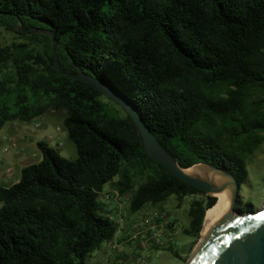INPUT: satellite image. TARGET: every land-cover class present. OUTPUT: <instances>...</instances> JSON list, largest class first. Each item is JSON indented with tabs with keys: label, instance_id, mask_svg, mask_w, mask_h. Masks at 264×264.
Wrapping results in <instances>:
<instances>
[{
	"label": "trees",
	"instance_id": "obj_1",
	"mask_svg": "<svg viewBox=\"0 0 264 264\" xmlns=\"http://www.w3.org/2000/svg\"><path fill=\"white\" fill-rule=\"evenodd\" d=\"M21 23L54 31L63 69L113 86L180 166L210 163L247 188L264 144V0H0V26L20 39L0 44V130L43 114V97L66 112L78 149L70 159L40 140L41 160L0 184V264H91L116 233L99 198L107 183L130 193L132 211L202 195L183 229L192 239L216 203L149 157L130 115L60 72L51 36Z\"/></svg>",
	"mask_w": 264,
	"mask_h": 264
},
{
	"label": "water",
	"instance_id": "obj_2",
	"mask_svg": "<svg viewBox=\"0 0 264 264\" xmlns=\"http://www.w3.org/2000/svg\"><path fill=\"white\" fill-rule=\"evenodd\" d=\"M20 32L38 31L52 38L54 60L60 72L92 85L122 108L134 120L142 136L146 153L163 165L172 175L188 182L206 194L215 196L230 191L231 205L228 214H217L208 219L200 240L193 249L188 264H264V200L261 208L247 213L236 209L240 185L229 171L210 163L200 162L183 168L175 156L158 140L135 107L113 86L78 67L77 72L63 69L58 55V40L55 32L47 29H30L21 23ZM192 167L201 168L204 173L191 174L185 171ZM222 175L219 180L215 175ZM207 212V211H206Z\"/></svg>",
	"mask_w": 264,
	"mask_h": 264
},
{
	"label": "rangeland",
	"instance_id": "obj_3",
	"mask_svg": "<svg viewBox=\"0 0 264 264\" xmlns=\"http://www.w3.org/2000/svg\"><path fill=\"white\" fill-rule=\"evenodd\" d=\"M20 40L19 34L14 29H7L0 26V44H10L12 41ZM47 99L39 97L37 104L46 106L43 114L36 117L32 121L14 120L7 121L0 130V184L10 185L20 177L21 169L24 165H28L37 160V154L42 155V151L38 147V141L44 140L50 145L59 148L60 153L67 158L75 159L78 157V149L75 142L70 139L67 129L64 127V110H55L48 106ZM27 147L28 150L22 151ZM37 153V154H36ZM30 155V156H29ZM34 161H32V159ZM29 158V159H28ZM250 177L247 188L239 193L243 200L242 212L255 211L261 208L264 200V144L257 150L250 164ZM111 188H117L114 182L107 183L104 191ZM202 195H189L180 201L176 196L170 197L161 205H151L154 208H163L171 212L179 224L178 244L174 246V251H179L180 255H175L171 250L166 249V245L159 246V250L153 252L150 262L147 264H188L193 249L196 247L199 238L192 239L185 235L183 229L189 224L188 210L192 200L202 198ZM249 203V206H245ZM2 202L0 201V207ZM235 208L242 210L237 203ZM203 230V228H202ZM202 233V232H201ZM193 242L192 249L189 254L184 251V244ZM125 248L126 251L133 248L132 243ZM157 249V248H156ZM120 255L118 259L127 258L128 254ZM150 252V251H149ZM152 253V252H150ZM106 254V247L95 251L89 262L91 264H101ZM130 256V254H129ZM112 264H119L120 261L113 259Z\"/></svg>",
	"mask_w": 264,
	"mask_h": 264
},
{
	"label": "built area",
	"instance_id": "obj_4",
	"mask_svg": "<svg viewBox=\"0 0 264 264\" xmlns=\"http://www.w3.org/2000/svg\"><path fill=\"white\" fill-rule=\"evenodd\" d=\"M99 198L106 204L108 215L116 224L114 238L103 245L106 254L101 264H112L113 259L120 261L119 264H147L150 255L159 250V246L174 247L178 244V221L166 209L148 204L132 211L130 193H122L118 188L106 191L103 188L99 191ZM129 243H132L133 248L126 251ZM124 251L128 254L127 258L118 259L121 254L125 255Z\"/></svg>",
	"mask_w": 264,
	"mask_h": 264
},
{
	"label": "bare ground",
	"instance_id": "obj_5",
	"mask_svg": "<svg viewBox=\"0 0 264 264\" xmlns=\"http://www.w3.org/2000/svg\"><path fill=\"white\" fill-rule=\"evenodd\" d=\"M186 172L191 173V174H202L204 171L199 168V167H192L189 169H185ZM215 177L219 180H224L225 177L222 176L221 174L218 175L216 174ZM230 205H231V196H230V191L225 190L222 193H217L216 194V203L207 210L204 224H203V230L206 222L208 219L214 215L217 214H228L230 211ZM202 230V233H203Z\"/></svg>",
	"mask_w": 264,
	"mask_h": 264
},
{
	"label": "crops",
	"instance_id": "obj_6",
	"mask_svg": "<svg viewBox=\"0 0 264 264\" xmlns=\"http://www.w3.org/2000/svg\"><path fill=\"white\" fill-rule=\"evenodd\" d=\"M24 149H25V150H28V148H27V147H25V148H23V149H22V151H24ZM36 154H37V153H36ZM29 156H30V155H29ZM29 158H30V159H32L31 157H29ZM29 158H28V159H29ZM33 158H35V159L37 160V162H38V161H40V160H41V158H42V155L38 153V154H37V157H33ZM32 161H34V159H32ZM24 166H25V165H24ZM24 166H23V167H24ZM18 180H19V178H18V179H16V181H18ZM16 181H15V182H16ZM13 183H14V182H13ZM4 184H5V183H4Z\"/></svg>",
	"mask_w": 264,
	"mask_h": 264
}]
</instances>
